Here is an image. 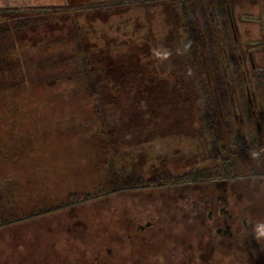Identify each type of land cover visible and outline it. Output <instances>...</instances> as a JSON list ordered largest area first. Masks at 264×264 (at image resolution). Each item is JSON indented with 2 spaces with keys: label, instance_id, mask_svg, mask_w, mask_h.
Returning <instances> with one entry per match:
<instances>
[{
  "label": "rangeland",
  "instance_id": "1",
  "mask_svg": "<svg viewBox=\"0 0 264 264\" xmlns=\"http://www.w3.org/2000/svg\"><path fill=\"white\" fill-rule=\"evenodd\" d=\"M93 1L103 0H87L82 4L91 6L89 3ZM128 1L134 3L126 6L112 5L102 11L90 13H70L64 19L61 18L58 25L49 29L44 27V23L56 21L60 15L49 14L47 18L39 11L25 12L24 17L31 19L32 25H40L36 31L26 29L27 34L20 37L19 43L29 62L27 66L32 74L29 78L31 82L52 81L51 84L57 87L64 84L61 74L64 73V66L58 65L57 59L60 53L75 49L79 36L88 34L87 48H95L97 44L111 47L109 51L94 56L108 79V84L101 90L100 101L104 109L103 115L109 118L112 125L111 142L108 143L109 146H105L107 143L101 142L100 134L90 127L80 133L70 134L63 131L64 124H52L54 120L60 121L59 118L70 115L81 122L96 120V101L89 94L77 99L71 98L73 104L70 105V100L58 95L50 98L46 88L38 86L33 100L38 107L49 103V112L43 117L38 115V108L28 110L30 113L25 117L26 123L16 119L25 113L24 110L20 114L14 111L10 115L9 112H4V108H0V137H4L3 134L7 133L11 125L12 130L26 135L24 139L41 140L38 149L18 155L6 164L0 159V207L5 218H19L46 210L66 199L69 194L90 191L80 189L92 180L107 181L110 165L115 164L117 170L125 176L129 173L143 182L155 179L164 182L168 180L162 175L167 172L179 177L191 167L210 169L218 163L209 154L216 147L208 121L204 120L201 111L197 88L195 90L198 84L196 70L189 63L181 73V69L177 71L175 64L167 59L166 49L173 48L175 44V37L172 35L175 34L177 38V34H182V28L169 29L168 22L172 25L175 19L161 2L146 7L147 2ZM12 3L50 7L66 4L67 1L0 0V7L13 5ZM112 3L118 2L111 0ZM207 3L203 2V6L206 7ZM228 3L235 35H231V41L235 40L237 43L236 53L239 58L243 56V61L240 58L242 71L246 74L250 89L254 91L256 102L254 116L250 115L244 121L246 135L238 134L237 126L234 125L230 137L220 135L222 138L219 145L227 144L226 147L234 153L238 162L236 170L242 166L246 171L253 165L254 172L263 173L264 118L259 111L263 106L264 96V0H228ZM197 6L200 11L203 7L201 0H198ZM39 16L48 20L41 21ZM37 17L39 19L35 20ZM75 22L79 23V27ZM60 36L66 38L62 40ZM251 44L253 45L250 46ZM220 45V52H223L222 39ZM32 46L36 49L32 50ZM47 65H52L54 70L50 74L51 78L44 80L47 73H50ZM203 67L207 73L205 65ZM227 73L230 75L228 70ZM209 74L208 72L207 75ZM41 77L44 79L41 80ZM228 79L234 87L236 81L234 83L231 76ZM241 80L239 75L236 85L240 91H244L245 86ZM261 82L263 85H260ZM47 98L50 99L46 100ZM234 121L241 123V119ZM42 122H45L44 129L39 130V136H34L36 126L42 125ZM255 123L262 129L260 134L256 132ZM228 138L231 140H226L225 143ZM11 142L5 138L0 143V153L3 154L4 146L10 147ZM22 143H18V146L25 148L26 143ZM11 152L16 153L15 149ZM8 154L7 151L3 156ZM50 156H54V160L48 163ZM14 184L15 190H8ZM158 187L165 186L156 188ZM262 192L255 212L260 216L257 219L249 218V225L253 224L249 231L261 232L262 238L257 250L261 252L264 264V190ZM197 197L192 190L121 191L71 208L18 221L16 225L0 229V251L6 253L2 256L7 258V264H52L49 262L50 251L69 253L79 252L81 249L86 250L87 259L98 258L95 261L98 264L105 255L107 242L118 236L144 235L153 236L154 240L161 239L160 244L150 249L139 244H117L112 248L117 256L111 263L138 264L149 258L150 261L146 259L149 264L153 261L151 259L154 252L160 254L179 250L174 248V244L170 243L171 246L165 242L169 240L168 235L171 238L176 236L174 240L178 243L184 240L191 244L186 226L192 222L191 207ZM148 222H151L150 226H147ZM140 225L145 227L143 231L138 229ZM247 245L243 243V247ZM251 248H244V251L249 255ZM11 252L19 257L15 258ZM73 256L75 255H68L71 258L64 263L84 264L75 262ZM165 256L168 258H164ZM165 256L156 259L160 261L159 264H177V258ZM179 260L182 264L181 259ZM214 261L211 264H220L215 258ZM225 263L228 264L229 260ZM54 264L60 263L55 261ZM244 264L250 263L247 261ZM252 264H257L256 260Z\"/></svg>",
  "mask_w": 264,
  "mask_h": 264
},
{
  "label": "trees",
  "instance_id": "2",
  "mask_svg": "<svg viewBox=\"0 0 264 264\" xmlns=\"http://www.w3.org/2000/svg\"><path fill=\"white\" fill-rule=\"evenodd\" d=\"M66 1V4L50 7L34 4L16 5L14 3H12L13 5L0 7V108H4V112H9L10 115L14 111H16V114H20L24 110L25 113H22L23 115L21 114V119L18 117L16 119L25 122V117L30 113L28 110L34 108L40 110V112H38L39 116L44 117L48 115V107L50 104L45 103L43 106L38 107L39 105L37 102L33 100L34 91L38 86L45 87L50 98L58 95L60 98L62 97L63 99L70 100L71 98L77 99L89 94L96 101V105L94 106V111L98 116L96 120L81 122L78 121L79 119L77 120L76 117L70 115L69 117L59 118L58 120L60 121L54 120L52 124L55 125L56 122L64 124L65 129L63 131L70 134L80 133L84 129L90 127L100 134L102 139L101 142L104 141V143H107L105 146H109L108 143L111 142L110 131L112 125L109 118L103 115L104 109L100 101L102 99L100 98L101 90L105 84H108V79L94 56L100 52L109 51L111 47L97 44L95 48H87L89 45V43H87V39H89L88 34L79 36L74 50H70L68 53H60L58 56V65H61V67L64 66V73L61 72V74L65 82L57 87L55 84H51L52 81L38 83L29 80L32 74L30 73V67L27 66L29 62L25 58L24 51L19 45L21 42L20 37L27 34L25 31L26 29L29 28L32 31H36L39 30L40 27V25L37 24L32 25V20L28 17H24L26 14L25 12L28 10L33 12L39 11L41 14L43 13V15H46L45 17L47 18L49 14L60 15L58 20L44 23V27L49 29V27H53L55 24L58 25L60 19H64V17L69 16L70 13L76 14L80 12L90 13L98 10L102 11L110 8L112 5L126 6L133 4L134 1L116 0L118 3L115 4H111V0L93 1L89 3L91 6L87 5V3L82 4L87 0H80L77 2L74 0ZM201 1L202 6L203 2L208 3L206 7H201L200 11H198L197 6L198 0H140L139 3L147 2L145 5L148 7L151 4L153 5L157 2H161L165 9L171 12L173 19H175L172 25L169 24L167 20L169 29L176 30L180 27L182 28V34L176 33L177 38L175 34L172 35L175 37L173 48L166 42V44L171 47L166 49L167 59L175 64L177 71L181 69V73H183V70L189 63L190 66H193L196 70L195 73L198 84L195 90L197 88V96L201 111L203 112L204 120L208 121L207 125H209V129L212 131L214 138L213 142L215 143L214 147H216L212 149L209 154L210 157L214 156L216 158L215 162L218 161V163L210 169H199L197 166L191 167L189 171L179 177H175L170 174V172H167L165 175H162L168 180L164 182H160L158 179L143 182L138 177L130 175L129 173V176H125V174L117 170L115 164L114 166L110 165V168L108 167V174L106 175L108 178L107 181L100 182L92 180L86 187L80 189L90 191L81 192L80 194H69L66 199L61 202H56V204L46 210H40L39 212L37 211L19 218H5L3 212L1 213L2 208L0 207V223L9 224L32 219L34 217L36 218L48 213L91 202L121 191L205 182L217 179L215 174L222 171H227L229 177H232V174L237 171L235 168L238 162L234 158V153H231L229 148L224 145H219L222 137L219 133L216 135L215 132H219L220 126L218 125L225 124L233 134L232 126L238 123L234 121L235 119L236 121L241 119V122L245 123L246 117H250V115L254 116V104L256 99L254 91H252L248 85L246 74L244 75V71H242L241 60L238 53H236L237 43L235 40L231 41V35H235L232 21L229 16L228 0ZM76 9H79V11H76ZM59 10L61 12H59ZM39 17L42 18V16ZM38 19V17L35 18V20ZM47 20L46 18L41 19V21L44 22ZM75 23L79 27V23ZM60 37H62V40L66 38L63 36ZM221 39L224 44L223 52H220ZM34 49H36V47L32 46V50ZM204 65L210 73L209 75H207L208 72H205ZM46 67L50 70V73H47L46 79L41 77V80L51 78L50 74L54 69H52V65H47ZM222 68L224 70H222ZM227 70L230 72V75L227 73ZM239 75L242 78L241 82L245 86V90H242L243 92L240 91L236 85ZM229 76H231L234 83L236 81L234 87L229 83ZM260 85H263L262 82ZM73 99L70 100V105L73 104ZM259 113L261 117L264 118V96L263 106ZM71 117H73V119ZM69 119L72 120L69 122ZM45 122H42V125L36 126L34 130L35 134H33L34 136H39V130L44 129ZM9 127L11 128L9 129ZM9 127L7 133L3 134L4 137H0V143H2L5 138H8V142L12 141L14 144L11 142L10 147L4 146L3 154L0 153V159L10 161L18 155L27 154L30 150L33 151L40 147L38 143L41 140H39V138L24 139L26 135L24 136L23 132L20 134L16 130H12L13 127L11 125H9ZM35 141L38 142L34 144ZM22 142L26 143L24 144L25 148L18 146V143L23 144ZM14 149L16 153L11 154V151H14ZM7 151L9 154L3 156ZM254 156L255 154L253 157ZM224 157H230L229 161L225 163L219 161L220 158ZM15 187L16 184H14L13 188H8V190H15ZM22 189L23 188H20V190Z\"/></svg>",
  "mask_w": 264,
  "mask_h": 264
},
{
  "label": "flooded vegetation",
  "instance_id": "3",
  "mask_svg": "<svg viewBox=\"0 0 264 264\" xmlns=\"http://www.w3.org/2000/svg\"><path fill=\"white\" fill-rule=\"evenodd\" d=\"M243 61V56H240ZM252 67L255 65L252 62ZM218 133L222 136H231V130L226 127L225 124H220ZM238 134L246 135V124L241 122L236 124ZM257 134L262 132L260 125L255 123ZM228 142L230 138L225 139ZM227 146V144H223ZM230 152V151H228ZM230 157L220 158L219 161L225 163L229 161ZM241 169L242 166H239ZM237 170L229 177L228 172L222 171L215 174L217 179L189 183L183 185H173L158 188H147L143 190H192L194 195L198 197L193 201L191 211L192 222L186 226L187 234L191 236L190 245L183 240L182 243L174 240L176 236L171 238L168 235L169 240H165L169 245L174 244V248H179V250L171 253L161 252L160 254L152 253L153 261L152 263H160L156 260L157 258H162L165 255H169V258H177V264H211L215 260H218L220 264H226L225 261L229 260L228 264H244L247 261L252 264L253 260H256L257 264H263L261 259V252L257 250L259 243L261 241L262 235L260 230L256 232L249 231L252 225H249V218L254 217L257 219L260 216L257 212L258 199L262 190H264V172L256 173L254 172V166L250 165L248 170ZM242 170H244L242 172ZM259 193V194H258ZM16 225V222L9 224L0 223V229ZM151 222L147 223L150 226ZM145 227L138 226L139 230H144ZM171 239V240H170ZM95 240H90L94 242ZM161 239L154 240L153 236L144 235H126L115 237L114 240L107 242V248L103 259L99 261L98 264H112L117 256L112 248L116 247L117 244L121 245H132L135 244L144 245L150 249L152 246L160 244ZM84 242V241H83ZM250 242V244H249ZM171 243V244H170ZM248 244L247 246L243 247ZM151 245V246H150ZM171 245V246H172ZM176 245V246H175ZM258 245V246H257ZM252 247V248H251ZM244 248H251L249 255ZM148 253V252H147ZM2 254H6L0 251V264H7L8 260ZM15 258L19 257L12 254ZM74 254L72 258L75 262H83L84 264H95V259H87L86 250H81L79 252L72 251L65 253L64 251H50V263L54 264L58 261L63 264L71 257L68 255ZM105 256V257H104ZM48 258V257H47ZM164 258H168L165 256ZM146 259L139 261L138 264H148ZM149 260V258L147 259ZM150 261V260H149ZM109 262V263H108ZM151 262L149 264H151ZM165 262V261H164ZM215 263V261L213 262ZM19 264V263H14ZM65 264V263H64Z\"/></svg>",
  "mask_w": 264,
  "mask_h": 264
},
{
  "label": "crops",
  "instance_id": "4",
  "mask_svg": "<svg viewBox=\"0 0 264 264\" xmlns=\"http://www.w3.org/2000/svg\"><path fill=\"white\" fill-rule=\"evenodd\" d=\"M254 44H262V43H254ZM249 45V44H248ZM253 44H251L250 46H252ZM263 46V45H262ZM262 49H263V47H262ZM253 59V57H251V60ZM254 60V59H253ZM49 162L48 163H50V161L51 160H54V156H50L49 158ZM5 162H2V163H5L6 164V162H7V160H4ZM55 162V161H54ZM53 162V163H54ZM53 163H51V164H53ZM1 164V163H0ZM51 168H52V166H51ZM56 169H57V166H56ZM60 170V169H59ZM53 171H55V169L53 170ZM51 172H52V169H51Z\"/></svg>",
  "mask_w": 264,
  "mask_h": 264
}]
</instances>
